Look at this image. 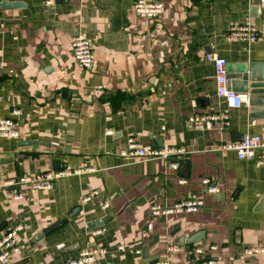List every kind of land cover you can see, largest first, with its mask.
Instances as JSON below:
<instances>
[{"label":"crops","instance_id":"obj_1","mask_svg":"<svg viewBox=\"0 0 264 264\" xmlns=\"http://www.w3.org/2000/svg\"><path fill=\"white\" fill-rule=\"evenodd\" d=\"M161 1L155 20L136 15V0H59L50 7L12 0L19 7L0 14V119L21 111L19 138H0V182L64 166L96 169L58 179L53 190L0 191L2 232L25 225L20 251L4 264H65L98 247L107 254L92 264H264V255H242L264 247V165L222 149L246 134L264 139V40L227 39L234 25L264 24V0ZM79 37L92 42L90 69L73 58ZM211 54L227 61L231 87L249 106L230 109L217 96ZM224 112L223 127L188 125L194 114ZM137 148L187 154L122 157ZM204 178L220 192L209 193ZM90 191L98 196L85 201ZM192 195L198 213L152 214L153 204L172 206Z\"/></svg>","mask_w":264,"mask_h":264},{"label":"built area","instance_id":"obj_2","mask_svg":"<svg viewBox=\"0 0 264 264\" xmlns=\"http://www.w3.org/2000/svg\"><path fill=\"white\" fill-rule=\"evenodd\" d=\"M12 0H0V14L3 11L2 3ZM59 0H42L45 6H54ZM134 10L138 17L148 20L158 19L164 11V3L161 0H136ZM227 39L229 41L245 42L254 44L260 40H264V24L257 27L250 23L245 25H234L227 32ZM71 51L76 64L83 69H90L94 64V51L92 42L85 38H76L71 45ZM207 60L213 62L216 67V81L218 85L217 96L225 100L228 108H241L250 105V99L238 94L228 87V70L227 61L217 55L211 54L207 56ZM1 100V97H0ZM21 111L19 109L12 110V117L0 119V138L18 139L20 133L18 131V124L16 117H19ZM228 113H206L194 114L189 118V127L194 129H201L204 127L212 128L213 126L223 127L228 123ZM133 143V140H130ZM222 149L224 151H234L241 161L252 160L258 165H264V139L259 135L246 134L239 143L225 144ZM122 157L129 161L140 159H155L167 160L170 157L178 156L179 158L186 155L187 151L184 148H168V149H150L137 148L122 151ZM171 167L174 170L179 169V163H173ZM86 171L94 172L96 169H73L66 167L64 169L52 170L47 172H39L33 175H24L17 178H12L4 182H0L1 190L18 189L22 186H29L33 191L53 190L55 182L58 179L70 177L73 175H82ZM180 184H185V180L180 179ZM202 185L211 194H218L220 192L217 183L211 178H204ZM16 191V190H15ZM98 196L97 191H90L89 195L84 198L85 201H90ZM16 199H23L22 193L15 192ZM107 206V205H106ZM200 203L196 195H192L185 200H182L172 206H161L153 204L151 206L152 214L156 217H166L171 215L195 214L200 211ZM25 229V225L14 226L0 234V264L8 262L10 257L20 251L18 237ZM217 247H211V250H216ZM177 250L175 247L169 249ZM194 252L201 256L205 255L202 248L194 250ZM138 254L141 251H137ZM105 248H87L82 250L79 255L65 264H92L99 256L106 255ZM242 255L247 258L264 255V247L246 248ZM154 264H167L166 262H156Z\"/></svg>","mask_w":264,"mask_h":264},{"label":"water","instance_id":"obj_3","mask_svg":"<svg viewBox=\"0 0 264 264\" xmlns=\"http://www.w3.org/2000/svg\"><path fill=\"white\" fill-rule=\"evenodd\" d=\"M2 7H3V9H15V8L19 7V3L11 2V1L4 2V3H2ZM230 79H232V78L230 76H228V87H229V89H232L233 91H236L235 89H233V87H231V80ZM246 79H247V76L245 74L244 80L246 81ZM252 88H253V86H252ZM243 93L244 94H248L249 92H243ZM254 95H256V91L255 90H251L250 91V97L252 96L251 99L253 98V100H254ZM250 104H251V101H250ZM64 168H66V166H64ZM105 221H107V218H104L103 220H100V221L92 223L90 225V227L94 228L96 226H102ZM63 224H65V221L57 222L56 224H54L53 226H51L50 228H48L47 230H45L44 232H42L38 236H36L32 243L34 244L35 242L40 241L41 239H43V237L45 235H47V234L53 232L54 230L58 229ZM5 227H6V224H1L0 225V233L4 230ZM143 256H144V258H148L146 250L143 251Z\"/></svg>","mask_w":264,"mask_h":264}]
</instances>
